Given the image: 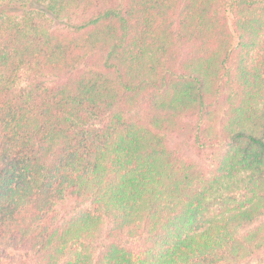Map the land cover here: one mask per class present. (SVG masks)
I'll return each instance as SVG.
<instances>
[{
  "label": "trees",
  "instance_id": "trees-1",
  "mask_svg": "<svg viewBox=\"0 0 264 264\" xmlns=\"http://www.w3.org/2000/svg\"><path fill=\"white\" fill-rule=\"evenodd\" d=\"M262 218L264 0H0V256L251 264Z\"/></svg>",
  "mask_w": 264,
  "mask_h": 264
},
{
  "label": "rangeland",
  "instance_id": "rangeland-1",
  "mask_svg": "<svg viewBox=\"0 0 264 264\" xmlns=\"http://www.w3.org/2000/svg\"><path fill=\"white\" fill-rule=\"evenodd\" d=\"M60 22H55L54 25L56 26H59ZM206 154L205 155H202V157L200 159H203L205 161V158H206ZM258 225H261L262 228H263V232H264V218H262L258 223H256L254 226H258ZM253 227V226H252ZM261 262H258V261H254L253 263L251 264H264V251L263 253H261ZM19 258V254L15 253V252H12V251H8L6 254L0 256V264H15L16 261L18 260Z\"/></svg>",
  "mask_w": 264,
  "mask_h": 264
}]
</instances>
